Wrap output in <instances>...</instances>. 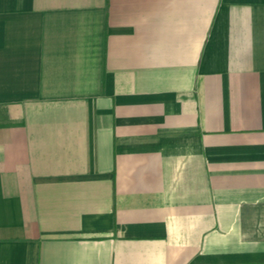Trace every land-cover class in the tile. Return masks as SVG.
<instances>
[{
    "label": "crops",
    "instance_id": "1",
    "mask_svg": "<svg viewBox=\"0 0 264 264\" xmlns=\"http://www.w3.org/2000/svg\"><path fill=\"white\" fill-rule=\"evenodd\" d=\"M0 264H264V0H0Z\"/></svg>",
    "mask_w": 264,
    "mask_h": 264
}]
</instances>
